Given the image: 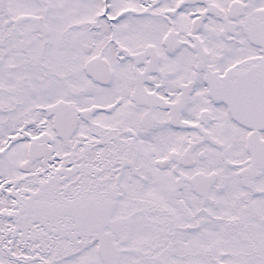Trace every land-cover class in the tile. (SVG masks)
Instances as JSON below:
<instances>
[{
    "label": "snow or ice",
    "instance_id": "6c2138e0",
    "mask_svg": "<svg viewBox=\"0 0 264 264\" xmlns=\"http://www.w3.org/2000/svg\"><path fill=\"white\" fill-rule=\"evenodd\" d=\"M0 264H264V0H0Z\"/></svg>",
    "mask_w": 264,
    "mask_h": 264
}]
</instances>
